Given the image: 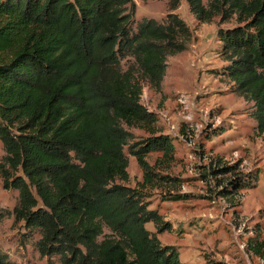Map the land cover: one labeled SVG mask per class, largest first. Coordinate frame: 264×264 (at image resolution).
<instances>
[{"label": "trees", "instance_id": "trees-1", "mask_svg": "<svg viewBox=\"0 0 264 264\" xmlns=\"http://www.w3.org/2000/svg\"><path fill=\"white\" fill-rule=\"evenodd\" d=\"M161 1L170 10L164 23H136L133 0H0V176L6 190L19 193L13 212L0 208V224L7 216L23 223L42 257L62 264H185L176 247L162 245L146 227L170 229L151 208L147 189L176 179L147 161L162 152L170 162L175 147L142 105L143 81L161 92L168 56L192 41L174 13L182 0ZM187 2L199 23L237 20L218 30L222 72L254 104L251 115L264 134V0ZM134 128L151 135L137 147L130 144ZM128 155L143 171L141 188L123 184ZM229 185L226 195L251 187L242 180ZM0 264L16 263L0 250Z\"/></svg>", "mask_w": 264, "mask_h": 264}, {"label": "rangeland", "instance_id": "rangeland-1", "mask_svg": "<svg viewBox=\"0 0 264 264\" xmlns=\"http://www.w3.org/2000/svg\"><path fill=\"white\" fill-rule=\"evenodd\" d=\"M133 1L136 23H164L170 13L166 1ZM174 13L190 27L192 41L187 51L168 56L162 91L143 81L142 94V105L157 115L161 134L170 136L175 147L170 162L162 152L147 156L156 172L176 179L147 189L151 208L170 229L160 233L153 224L146 227L158 234L162 245L176 247L185 264H264V134L251 115L254 104L238 95L223 75L227 63L219 54V27L237 26V20L221 26L219 17L199 23L187 0ZM130 131V144L136 147L151 136L139 128ZM4 155L0 142V161ZM128 158L129 181L123 184L141 188L143 171L134 156ZM218 169L226 170L212 173ZM234 180L251 187L224 194ZM174 195L181 199H171ZM18 197L17 191L4 188L0 176V208L13 212ZM24 232V224L14 223L13 216L0 224V250L11 261L62 264L58 257H42ZM251 241L262 247V255L249 247Z\"/></svg>", "mask_w": 264, "mask_h": 264}]
</instances>
